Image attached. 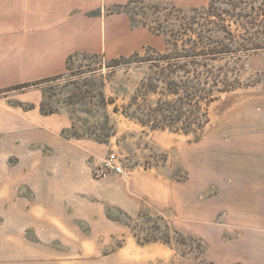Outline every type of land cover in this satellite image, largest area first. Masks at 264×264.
<instances>
[{"label": "rangeland", "instance_id": "rangeland-1", "mask_svg": "<svg viewBox=\"0 0 264 264\" xmlns=\"http://www.w3.org/2000/svg\"><path fill=\"white\" fill-rule=\"evenodd\" d=\"M211 2L132 0L121 12L134 27L159 36L160 49L147 46L134 58L77 54L60 76L0 91V97L42 91L41 112L70 116L63 135L81 141L86 152L81 173L67 166L73 203L66 205L65 236H58L57 220L45 225L34 219L16 236L18 225L27 223L26 210L37 205H0V264H264V195L255 194L264 192V0L233 6L216 0L222 18L208 16ZM202 37L212 49H232L209 68L235 88L210 105L200 137L153 131L126 115L141 84L158 78V70L142 61L157 56L147 48L164 55L171 52L169 40L182 46ZM112 154L128 178L98 176ZM79 185L86 190L72 195ZM123 194L136 213L111 203ZM63 211L48 206L53 217Z\"/></svg>", "mask_w": 264, "mask_h": 264}, {"label": "crops", "instance_id": "crops-1", "mask_svg": "<svg viewBox=\"0 0 264 264\" xmlns=\"http://www.w3.org/2000/svg\"><path fill=\"white\" fill-rule=\"evenodd\" d=\"M129 2L0 0V91L60 76L77 54L113 59L147 46L160 49L159 36L146 27H134L124 11L110 13ZM12 98L17 105L10 103ZM43 99L39 89L0 97V205H37L26 210L27 223L18 225L16 236H21L24 227L34 226L31 219L45 225L57 220L58 236H65L66 205L73 203L67 199V166L79 173L86 167L84 144L63 135L72 119L67 114H43ZM74 156L79 165L73 162ZM84 186L72 188V195L86 190ZM52 189H58L59 195L51 196ZM255 194L263 196L264 192ZM123 195L122 200L111 203L136 213L138 209L128 203L129 196ZM50 205L63 206L64 213L59 218L51 216Z\"/></svg>", "mask_w": 264, "mask_h": 264}, {"label": "trees", "instance_id": "trees-1", "mask_svg": "<svg viewBox=\"0 0 264 264\" xmlns=\"http://www.w3.org/2000/svg\"><path fill=\"white\" fill-rule=\"evenodd\" d=\"M219 1L232 6L236 2ZM216 3V0H212L209 6L207 14L210 18H222L215 12ZM124 7L121 6L119 11L111 13H120ZM241 17L247 24L252 23L247 22L246 17ZM223 31L229 36L232 35L227 28ZM159 32L158 30L155 33ZM203 40V37L200 40H187L182 46L178 40H169L171 52L164 55L153 48H147L146 51L157 56H149L142 61L148 63L150 68L158 70V78L141 84L124 113L143 126L150 125L153 131H169L200 137L210 122L208 113L210 105L219 100L222 94L235 88L227 77L220 80L209 68V61L214 60L218 54L228 55L232 49L228 45L220 51L212 49ZM138 56L139 54L135 53L131 58ZM35 85L37 84L19 85L13 90H24ZM151 97L158 99L154 107L147 104ZM141 100L144 104H140Z\"/></svg>", "mask_w": 264, "mask_h": 264}, {"label": "built area", "instance_id": "built-area-1", "mask_svg": "<svg viewBox=\"0 0 264 264\" xmlns=\"http://www.w3.org/2000/svg\"><path fill=\"white\" fill-rule=\"evenodd\" d=\"M97 172L99 177H106L110 174H116L125 178L129 177V173L123 168L115 154L110 155L103 162V165L99 168Z\"/></svg>", "mask_w": 264, "mask_h": 264}]
</instances>
